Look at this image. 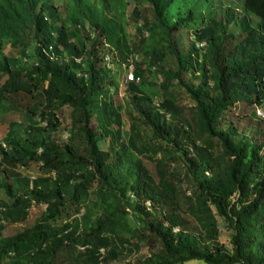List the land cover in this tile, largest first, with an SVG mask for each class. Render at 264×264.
I'll return each mask as SVG.
<instances>
[{
  "label": "trees",
  "instance_id": "16d2710c",
  "mask_svg": "<svg viewBox=\"0 0 264 264\" xmlns=\"http://www.w3.org/2000/svg\"><path fill=\"white\" fill-rule=\"evenodd\" d=\"M54 1L0 0V107L28 118L0 137V264H108L141 247L122 264H264V137L217 124L237 102L264 122V0L222 14L219 0ZM130 53L123 109L113 65ZM32 204L31 224L2 233Z\"/></svg>",
  "mask_w": 264,
  "mask_h": 264
},
{
  "label": "rangeland",
  "instance_id": "374dc122",
  "mask_svg": "<svg viewBox=\"0 0 264 264\" xmlns=\"http://www.w3.org/2000/svg\"><path fill=\"white\" fill-rule=\"evenodd\" d=\"M125 1H126L125 9L129 10L133 1L132 0H125ZM228 1H231L234 4L238 3V0H219L215 3L214 10L217 13L222 14L224 6ZM61 3L64 4V0L54 1V4L60 5ZM171 3H173V6L176 4L175 1H173ZM194 5H195L194 0H187L186 3H183L184 7L191 6L193 9H194ZM131 27H132V25H131ZM229 28L230 29L233 28L231 24L229 25ZM235 29H237L236 26H235ZM7 48H8V46L5 47L6 50H7ZM140 57H141L140 54H138V58H140ZM111 64L112 63L110 62V65ZM167 64H168V66L173 65V60H172L171 56L168 57V63ZM113 68L114 69L116 68L119 71V73H118V86L116 87L115 92L113 93V96L115 99H118L122 103L123 109L124 108H130L127 96L124 93L125 82L123 80V74H124L123 63H121L119 69L117 68L116 65H113ZM3 78H4V75H0V83L2 82ZM149 79L157 80L158 77L152 75ZM156 89L159 91V88L157 85L145 86V90H147V91H150V90L154 91ZM155 97H157V95H155L154 98ZM182 100H183V98H182ZM254 107L255 106H253V108H252L250 106L244 105L242 102H237V103H235V105H232L230 107V109L225 111L224 118L220 121V123H217V124H220V126H223L228 120H234L237 123L238 129H241L242 132L249 135L251 138H256V139L263 138L264 137V122L255 121L253 119L256 117L253 114ZM67 111H68L67 107H64L59 113V118L62 120V123L60 124V127L56 131V136L58 138L57 139L58 141H61L62 139H64L65 135L67 134V132L62 129L64 126V122L67 121ZM123 113H124V115L126 114V112H124V111H123ZM262 118H264V117H262ZM27 121H28V118L26 117V114L23 110V107L17 106V104H14L12 101L7 100V99L2 101V105L0 107V137L2 136V134L6 128V124H8L9 122H13L12 124H13L14 128L19 133H23V126H24V124L27 123ZM126 121H127V119H126ZM101 143H102V141H100L98 144L101 145ZM146 163H147V166L149 167L150 171L154 175L153 164L148 163V162H146ZM35 168H36V164L32 163L26 168V172L31 173L34 171ZM89 197L91 199L95 198L94 194H92V193H90ZM5 198H6V196H5L4 192L0 189V199H5ZM41 208H42V205H38V204L37 205L36 204L30 205V207L28 208V214H27L26 219L22 222H17V223H13V224H5L4 228H2V233H8L9 231L13 232L14 230H17L23 226L31 224L34 217L39 214ZM216 224L218 227V234H217L218 240L228 246L229 245L228 239H229L230 232H231L230 229L225 227L223 221L218 216H216ZM145 252H146V248L141 247L138 251H134L132 253L120 254L116 260H113V261L109 262L108 264H122V262L125 260H130V259H134L136 257H141ZM64 255L65 254L62 255V253H61L59 256L60 257L59 259L61 261H64V262H68V261L70 262L71 259L69 258V256L63 257ZM183 264H208V263L203 262L200 259H190V260L184 261Z\"/></svg>",
  "mask_w": 264,
  "mask_h": 264
},
{
  "label": "built area",
  "instance_id": "2783aa9c",
  "mask_svg": "<svg viewBox=\"0 0 264 264\" xmlns=\"http://www.w3.org/2000/svg\"><path fill=\"white\" fill-rule=\"evenodd\" d=\"M139 24V22H138ZM146 33V32H145ZM204 42L203 41H199V45L200 44H203ZM105 44V43H104ZM46 53V52H45ZM49 56H51L50 54H48ZM109 58H110V52H105L103 55H102V63L105 65V66H109ZM76 60H79L78 57H75ZM138 59V55L136 53H130L127 57H126V60L124 61L123 63V66H124V74H123V80L124 82H127V81H134V82H137L139 80V76L138 75H135L133 73V62L135 60ZM109 63V64H108ZM255 113L259 116H263V111L259 108V107H255ZM41 124H44L45 121L44 120H41L40 121ZM1 145L4 146V144L1 142ZM205 173H208L207 170L204 171ZM145 204L146 205H149V201L146 200L145 201ZM173 230H176L177 228L176 227H173L172 228ZM83 246L82 245H79L78 248H82ZM99 252L102 253L103 252V248L100 247L99 249Z\"/></svg>",
  "mask_w": 264,
  "mask_h": 264
}]
</instances>
